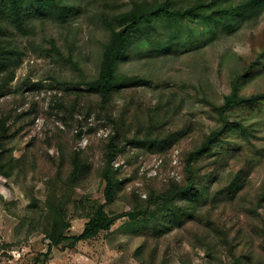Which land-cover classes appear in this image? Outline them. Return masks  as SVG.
<instances>
[{"label":"trees","instance_id":"trees-1","mask_svg":"<svg viewBox=\"0 0 264 264\" xmlns=\"http://www.w3.org/2000/svg\"><path fill=\"white\" fill-rule=\"evenodd\" d=\"M81 1L0 0V104L28 48L16 34H33L37 21L45 23L55 19L66 23L79 12ZM104 1L108 5L113 2ZM128 3L126 9L99 14L109 35L103 44L98 72L89 75L74 62L77 78L70 80L73 85L66 88L58 106L66 122L73 120L77 113H84L86 117L97 113L113 123L114 132L85 148L65 143L60 135L48 137L47 147L55 145L56 150L50 153L46 148L49 179L42 191L44 199L34 194L30 196L28 235L44 233L50 241L45 253L48 256L54 245L93 238L101 231L110 230L118 218L127 216L144 236L134 252L141 264H170L171 246L161 253L162 239L170 235L179 242V249L188 235L187 240L193 247H207L209 257L218 264H264V182L252 194L247 189L250 174L247 168L241 167L225 177V168L231 157H235L236 149L218 145L230 127H236L249 138L247 126L231 122L226 110L238 103L264 99L262 92L250 95L240 92L239 82L248 76L251 63L235 76L230 93L217 106L221 125L204 132L201 139L191 137L184 146L183 178L160 184L149 180L147 196L142 198L139 193L131 192L127 210L114 213L107 208L119 199L125 182L113 166L118 155L126 152L128 146L141 152L167 153L194 129L192 118L177 122L182 117L181 104L173 95L144 104L139 90L149 84V79L137 73L119 72L120 60L143 39L152 47L167 49L174 39H181L183 33L190 37L194 32L190 22L194 21L211 30V39L218 38L222 29L234 32L236 21L255 20L263 13L264 0H193L188 3L129 0ZM157 20L168 27L170 38L157 35ZM53 44L56 48L55 42ZM263 56L264 49L258 52L253 63ZM118 95L125 97L121 107L117 105ZM34 110L29 107L18 112L12 105L3 106L1 110L0 198L5 204L14 199L5 198L3 188L10 191L7 184L18 183L22 176L38 167L30 155L33 141L21 156L15 155L21 145L24 120L31 117ZM36 175L37 172L33 178ZM93 177L101 179L104 201L88 194L82 196L79 203L83 204L88 220L79 235H69L66 232L70 227L67 206L73 200V191ZM223 253L229 256L226 262L222 259ZM180 264H189L187 252H182Z\"/></svg>","mask_w":264,"mask_h":264},{"label":"rangeland","instance_id":"rangeland-1","mask_svg":"<svg viewBox=\"0 0 264 264\" xmlns=\"http://www.w3.org/2000/svg\"><path fill=\"white\" fill-rule=\"evenodd\" d=\"M111 2L108 5L104 0H82L79 12L66 23L55 19L45 23L37 21L33 34H16L28 48L15 80L1 98L0 116L3 106L7 105L14 106L18 112L35 108L33 115L24 120L21 145L15 155L21 156L33 141L30 155L38 167L22 176L18 183L7 184L10 191L3 188L5 198L14 201L5 204L0 198V264H141L134 252L144 236L137 232L127 216L118 218L110 230L101 231L93 238L54 245L48 256L45 253L50 241L44 233H27L30 196L34 194L44 199L42 191L49 179L46 148L50 153L56 150L55 145L47 147L48 137L60 135L65 143L85 148L107 139L114 132L113 123L103 115L91 113L86 117L84 113H77L73 120L66 122L58 108L66 88L73 85L70 80L77 78L74 62H78L89 75L97 74L103 44L109 35L99 14L104 11L112 14L126 9L129 4V0ZM156 24L159 28L157 35L170 38L168 27L161 25L159 20ZM190 24L194 27L190 37L183 33L181 39H174L167 49L152 47L143 39L119 62V72L137 73L149 79V84L139 90L144 104H153L162 96L173 95L181 104L182 117L177 122L192 118L194 129L188 138L173 145L167 153L141 152L128 146L126 152L118 155L113 166L125 182L119 199L107 206L111 212L127 210L128 196L133 191L145 198L149 180L160 184L183 178L184 146L191 137L201 139L204 132L221 125L217 106L230 93L232 80L249 63L248 76L239 82L240 92L245 95L264 93V56L253 63L258 52L264 49V11L255 20L236 21L234 32L222 29L219 37L213 39L211 30L205 29L202 23L194 21ZM124 100L123 95H118L117 105L121 107ZM226 114L231 122L247 126L249 138L236 127L225 130L218 145L236 149L235 157H231L225 168V177H230L241 167L247 168L250 170L247 189L255 194L264 182V99L235 104L226 110ZM85 194L104 201L99 177L91 178L73 191V200L67 206L70 227L66 232L69 235H79L88 220L83 204L79 203ZM187 239L182 249L178 248L179 242L173 235L162 239L161 253L171 246L170 264H180L182 252L189 254V264H218L216 259L209 257L207 247H193ZM222 259L229 260L227 253H223Z\"/></svg>","mask_w":264,"mask_h":264}]
</instances>
